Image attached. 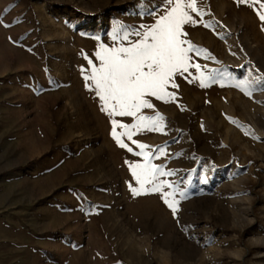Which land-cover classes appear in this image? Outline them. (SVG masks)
<instances>
[{
  "label": "rangeland",
  "instance_id": "1",
  "mask_svg": "<svg viewBox=\"0 0 264 264\" xmlns=\"http://www.w3.org/2000/svg\"><path fill=\"white\" fill-rule=\"evenodd\" d=\"M261 3L197 0L182 39L211 82L190 67L166 89L174 102L146 97L138 115L164 128L121 136L128 151L111 121L135 118L102 111L85 76L101 46H130L118 25L143 33L167 0H0V264H264ZM137 143L172 173L158 180L175 215L160 193L133 195Z\"/></svg>",
  "mask_w": 264,
  "mask_h": 264
},
{
  "label": "snow or ice",
  "instance_id": "2",
  "mask_svg": "<svg viewBox=\"0 0 264 264\" xmlns=\"http://www.w3.org/2000/svg\"><path fill=\"white\" fill-rule=\"evenodd\" d=\"M238 4L247 3L248 0H237ZM253 3L259 0H252ZM170 6L166 13L160 16L154 25L146 27L144 32L124 30L117 26L113 31V40L128 41L130 46L106 48L101 46L96 57L100 61V67L92 66L90 74L85 76L86 81H91L94 85L98 98L102 101L101 110L105 111L110 117L128 116L135 118L136 122L132 125L118 123L113 119L112 126L113 138L122 148L128 146L120 138L127 136L132 138L134 130L163 131V117L158 113L155 117L149 118L138 115L142 109H152L153 104L146 97H154L165 103L174 102V93L166 89L171 86L178 88L175 83V76H183L189 72L190 67H195L202 87L211 82L210 77L205 76L199 64H190L189 53L199 54L201 50L195 48L190 42L182 39L187 33L183 31L185 24L195 26L198 21L193 19L190 13H195L203 18V13L197 7V0H167ZM258 16L264 21V3L260 4ZM204 27H210L205 23ZM140 36L137 42L128 40L129 35ZM184 45H187L186 47ZM91 61L89 64L91 65ZM237 87L250 95L245 84H237ZM119 127L124 131L117 133ZM140 149L138 155L143 156L146 161L144 164L131 165L132 175L135 177L139 188H133V195H140L145 192L160 193L164 203L172 210L173 214L178 211V203L174 199L175 191L165 192L164 189H172L173 185L167 181L158 180L159 176L172 175L162 169L147 163L150 153L144 150L148 147L145 144L137 143ZM128 151H132L128 148ZM163 153V149L160 150ZM146 184H152L151 188L146 189ZM181 195H183L181 193Z\"/></svg>",
  "mask_w": 264,
  "mask_h": 264
}]
</instances>
